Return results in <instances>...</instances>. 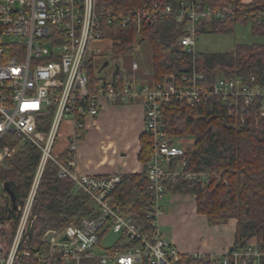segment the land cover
I'll return each instance as SVG.
<instances>
[{"label":"built area","instance_id":"1","mask_svg":"<svg viewBox=\"0 0 264 264\" xmlns=\"http://www.w3.org/2000/svg\"><path fill=\"white\" fill-rule=\"evenodd\" d=\"M237 13L233 4L216 8L201 6L197 0H178L176 7L153 0H0V165L13 156L12 136L41 151L29 195L16 210L19 221L11 245L0 253V264H83L89 259L100 264H179L184 253L160 231L159 218L168 196L165 183L180 179L205 183L209 175L186 170L185 156L195 141L192 138V145H186L188 138L167 134L163 105L177 100L199 108L209 99H218L241 123L247 120L246 110L254 111L258 124L264 118V86L253 77L248 81L222 77L207 90L200 86L204 76L194 68L191 75H170L152 84L139 85L133 76L132 82L118 87L114 74L102 78L95 63L105 58L108 45L113 53L115 32L110 29H131L138 40L149 25L170 17L183 27L180 44L195 59L200 25L225 21ZM138 69L134 61L133 71ZM138 98H143L144 133L152 146L147 165L152 198L147 218L152 234L142 233L116 204L114 192L124 175L84 174L79 165L80 144L103 110ZM65 122L71 130L67 144L55 154ZM48 161L58 167L60 178H69L75 191L90 198L98 216L48 230L42 246L31 247L37 219L34 200ZM108 232L121 237L112 248L96 254ZM263 257L254 243L219 256L220 264H260Z\"/></svg>","mask_w":264,"mask_h":264},{"label":"trees","instance_id":"2","mask_svg":"<svg viewBox=\"0 0 264 264\" xmlns=\"http://www.w3.org/2000/svg\"><path fill=\"white\" fill-rule=\"evenodd\" d=\"M162 4L178 0H153ZM201 6L220 7L233 4L237 16L225 21L201 24L199 34L228 35L234 33L236 24L250 25L255 36L264 37V0H253L246 5L242 0H197ZM149 2V1H148ZM258 13L256 16L253 15ZM114 31V56L134 55L136 46L146 44L148 58L138 63V77L149 84L163 81L167 76L191 75L195 68L204 76L200 84L211 90L219 78L252 77L264 86V44L237 45L230 53H198L193 59L180 44L183 27L173 18L152 23L142 38L135 40L131 29L112 28ZM145 67H148L146 73ZM133 70V65H132ZM134 74L120 70L114 72V85L123 86L133 80ZM135 77V76H134ZM167 120L166 132L175 138H193L195 143L186 154L188 172L205 173L204 183L180 179L165 183L168 196L193 195L196 211L210 224H225L236 220L233 250L246 248L254 243L264 253V118L257 124L254 111L246 110L245 123L231 115V108L218 99H209L199 108H192L185 101L172 100L163 105ZM45 131V130H41ZM10 145L13 156L0 165V185L7 183L15 193L18 205L27 199L33 184L41 151L31 143H23L12 136ZM141 151L138 160L144 171L126 174L114 192L116 204L122 214L131 219L142 233H153L152 222L147 218L152 209L148 189L147 165L151 157L150 137H140ZM37 217L32 233L31 247L42 246L41 238L48 230H61L72 220L91 219L98 216L90 198L75 191L69 178H60L59 169L48 161L45 166L33 206ZM19 214L12 209L8 194L0 192V231L11 245L17 228ZM104 235L102 236V238ZM5 250L0 248V253ZM179 264H220L219 256L205 255L195 258L184 254ZM83 264H100L96 259ZM250 264H254L252 261ZM264 264V257L260 260Z\"/></svg>","mask_w":264,"mask_h":264},{"label":"crops","instance_id":"3","mask_svg":"<svg viewBox=\"0 0 264 264\" xmlns=\"http://www.w3.org/2000/svg\"><path fill=\"white\" fill-rule=\"evenodd\" d=\"M252 1L242 0V3L249 5ZM144 112L143 103L136 104L135 101L106 107L96 127L87 130L80 144L81 172L91 175L142 173L145 167L139 162L138 154L140 137L144 134ZM170 198L172 212L167 217L163 209L159 218L160 231L180 252L221 256L233 248L236 220L212 225L205 216L197 213L194 205L186 204L179 196Z\"/></svg>","mask_w":264,"mask_h":264},{"label":"rangeland","instance_id":"4","mask_svg":"<svg viewBox=\"0 0 264 264\" xmlns=\"http://www.w3.org/2000/svg\"><path fill=\"white\" fill-rule=\"evenodd\" d=\"M254 44H264V37L255 36L252 33L251 26L250 25H243V24H236L234 28V33L228 34V35H214V34H208L203 33L199 34L197 37L196 42V50L199 53H230L235 50L237 45H254ZM149 54L146 48V44H141L136 46L134 55L122 57V56H114L110 45L107 46V52L105 54V58L99 59L96 61V72H100V75L102 78L110 79L112 75L115 72V65L118 64L122 67L123 71H128L134 74L137 83L139 85H142L141 83H144V80H141L138 77V73L132 70V65L134 61H137L141 65L145 63L147 60ZM104 60H108L111 62L110 67L102 70V65L104 63ZM146 72L148 71V67H145ZM136 104H142L143 98H138L135 100ZM67 127L69 130H67ZM70 124L69 122H65L63 126L61 127L58 140L56 142L55 147V154H58L59 150L67 144V138L70 133ZM187 143L192 145V138H188L186 141ZM183 147V146H181ZM0 192H2V186L0 185ZM183 200L186 204L194 205L196 208V197L193 195H177ZM170 196H167L165 198V201L163 203V209L165 216L169 217L171 215V210L173 207L169 204ZM178 217L179 215L176 214ZM167 229V228H165ZM169 230V229H168ZM165 230V231H168ZM169 232V231H168ZM194 233H190L189 236L192 238ZM120 235L115 234L113 232H108L105 237H103L101 244L99 247L96 248L95 253L99 254L102 253L104 250H107L109 248H112L114 244L120 239ZM10 245L6 242V236L0 231V248L3 250H6Z\"/></svg>","mask_w":264,"mask_h":264},{"label":"water","instance_id":"5","mask_svg":"<svg viewBox=\"0 0 264 264\" xmlns=\"http://www.w3.org/2000/svg\"><path fill=\"white\" fill-rule=\"evenodd\" d=\"M108 65H109V62L106 61V62L103 64L101 70L106 69V67H107ZM115 68H116V71H117V72L120 70V66H119L118 64L115 65ZM3 189H4V191L8 194V196L10 197L11 205H12V209H13L14 211H16V210L18 209V201H17V197H16L15 193L11 190L9 184H7V183H4V184H3Z\"/></svg>","mask_w":264,"mask_h":264},{"label":"flooded vegetation","instance_id":"6","mask_svg":"<svg viewBox=\"0 0 264 264\" xmlns=\"http://www.w3.org/2000/svg\"><path fill=\"white\" fill-rule=\"evenodd\" d=\"M108 62H109V65H108L106 68L110 67V64H111V62H110V61H108Z\"/></svg>","mask_w":264,"mask_h":264}]
</instances>
